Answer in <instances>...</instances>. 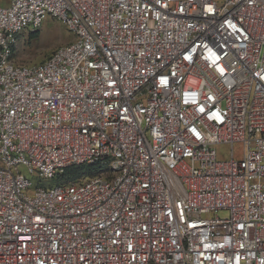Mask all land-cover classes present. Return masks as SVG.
<instances>
[{
	"label": "built area",
	"instance_id": "built-area-1",
	"mask_svg": "<svg viewBox=\"0 0 264 264\" xmlns=\"http://www.w3.org/2000/svg\"><path fill=\"white\" fill-rule=\"evenodd\" d=\"M0 264H264V0H0Z\"/></svg>",
	"mask_w": 264,
	"mask_h": 264
},
{
	"label": "rangeland",
	"instance_id": "rangeland-1",
	"mask_svg": "<svg viewBox=\"0 0 264 264\" xmlns=\"http://www.w3.org/2000/svg\"><path fill=\"white\" fill-rule=\"evenodd\" d=\"M34 33L37 35L33 37L32 34ZM73 38V34L70 33L63 24H61L56 19L48 17L41 28L34 31L27 30L20 36L16 46L14 59L19 65L28 66L41 64L46 61L57 48L72 42ZM217 150L221 160L230 159L231 148L229 146L219 145L217 146ZM234 150L236 153V158L240 159V146L237 144L234 147ZM20 170L27 174L26 168L20 167ZM28 176L31 177L30 175ZM34 181L36 183L39 182V180H36V178H34ZM218 216L226 217L228 216V212L221 211L218 213Z\"/></svg>",
	"mask_w": 264,
	"mask_h": 264
},
{
	"label": "trees",
	"instance_id": "trees-1",
	"mask_svg": "<svg viewBox=\"0 0 264 264\" xmlns=\"http://www.w3.org/2000/svg\"><path fill=\"white\" fill-rule=\"evenodd\" d=\"M33 37L37 34H32ZM104 166L101 164L96 165H80V166H72L67 168L62 174L58 175L52 180V184H66L72 180L90 178L98 175Z\"/></svg>",
	"mask_w": 264,
	"mask_h": 264
}]
</instances>
